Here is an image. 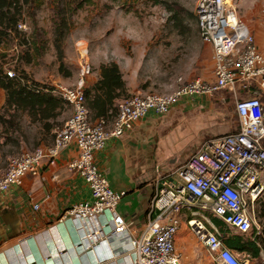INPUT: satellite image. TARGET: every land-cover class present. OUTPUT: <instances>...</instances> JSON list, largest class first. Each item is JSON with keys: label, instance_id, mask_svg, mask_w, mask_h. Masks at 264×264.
Segmentation results:
<instances>
[{"label": "built area", "instance_id": "2783aa9c", "mask_svg": "<svg viewBox=\"0 0 264 264\" xmlns=\"http://www.w3.org/2000/svg\"><path fill=\"white\" fill-rule=\"evenodd\" d=\"M234 3L235 0H198L196 4L199 36L212 49L211 80L179 78L177 88L170 93L124 98L111 122L106 118L93 120L88 109L86 87L92 67L85 59L87 51L81 49L84 63L76 85H60L51 91L67 102L71 116L55 132L52 144L21 152L0 169V196L13 186L21 187L28 174H37L42 164L54 163L75 144L80 155L69 168L88 184L91 200L74 205L63 219L74 222L78 247L84 252L105 249L113 257L129 248L136 253L132 264H183L175 239L181 215L188 213L187 225L213 264H264V252L258 263L251 257L236 256L226 246L222 230L213 220H220L238 234H261L255 208L264 194V55ZM262 26L264 29V20ZM18 28L27 29L23 23ZM7 75L17 77L11 70ZM29 86L36 92L43 90ZM221 91L233 95L237 130L206 139L175 169L163 173L160 167L156 168L150 219L143 232L134 236L125 218L117 212L126 192L113 189L97 166L95 154L103 151L111 138H121L132 130L149 113L165 117L184 100ZM40 208V204L33 205L34 211Z\"/></svg>", "mask_w": 264, "mask_h": 264}, {"label": "rangeland", "instance_id": "374dc122", "mask_svg": "<svg viewBox=\"0 0 264 264\" xmlns=\"http://www.w3.org/2000/svg\"><path fill=\"white\" fill-rule=\"evenodd\" d=\"M20 1L23 4L26 0ZM161 1L163 4L160 5L140 3L123 7L122 3H112L110 0H93L92 5L72 13L75 0H28V4H23L20 19L27 27L21 30L23 35L0 38V67L6 75L10 70L16 76L25 73L31 81L50 87H74L84 63L80 52V46H84L87 51L85 59L92 67L91 76L97 72L100 76L102 65L115 63L123 79L125 77L130 82L138 83L144 94L170 93L177 88L179 78L211 80L212 49L199 36L195 13L198 0ZM263 11L264 0L237 1L238 15L250 27L259 51L264 55ZM61 65L64 66L63 70H60ZM1 95L0 88V103ZM208 99L212 105L206 114L207 124L212 119L221 134L237 130L238 117L233 95L229 91H221ZM70 116L71 109H66L57 122L62 124ZM177 117V132L168 136L169 146L166 140L164 146L166 151L180 153V162H184L204 140L213 137L216 130L208 128L196 116L192 115L191 123L185 121L186 117ZM21 125V138L24 136L27 141L26 145H22L25 149L17 150L9 145L0 150V169L6 166V158L3 157L6 152L14 151L17 154L30 151L37 147V143L50 145L51 137L44 134L39 123L31 124L29 118L22 115ZM2 134L3 128L0 126V136ZM18 136V133L14 134V137ZM151 143L144 152V162L139 170L135 167L131 169V179L154 182L157 174L154 164L159 163L153 158L157 147L156 137ZM170 159L168 157L163 161L162 167L175 166L168 163ZM263 204L264 194L255 208L261 234L257 235L256 231L245 234L253 239L264 233V215L260 216L264 212ZM232 251L239 258L248 255L237 249ZM197 263L213 264L206 255L201 254L197 256Z\"/></svg>", "mask_w": 264, "mask_h": 264}, {"label": "crops", "instance_id": "0c3cea01", "mask_svg": "<svg viewBox=\"0 0 264 264\" xmlns=\"http://www.w3.org/2000/svg\"><path fill=\"white\" fill-rule=\"evenodd\" d=\"M98 79L99 72L90 76L87 79V88L96 84ZM124 80L130 95L144 94L138 83L130 82L125 77ZM1 94L0 109L6 101V93L2 89ZM208 97L212 96L184 100L165 117L149 113L138 121L132 130L121 138H111L106 148L95 154L97 166L113 189L126 192L117 212L125 218L130 233L134 236L143 232L150 219L156 186L155 180L151 183L148 180L131 179V169L135 167L139 170V166L144 162V152L149 144H152L153 137H156L157 141L153 158L155 162L159 161L154 167H160L163 173L183 165L189 159L180 162L181 154L166 151L164 146L165 140L169 146L168 136L177 132L179 115L186 117L185 121L190 123L192 115L196 116L201 123L208 125V128L216 130L213 137L221 135L212 119L209 124L206 122V114L212 105ZM79 155V148L72 144L54 163H44L37 174H28L21 187L13 186L0 196V264H132L135 261L136 253L129 248L113 257H110L105 249L84 252L78 247L79 235L74 222L71 219H63L66 211L74 205L91 200L88 184L78 172L69 168L70 163L78 159ZM168 157L171 158L168 163L175 166L162 167V162ZM36 203L41 205L38 211L33 210ZM101 219L104 220L105 217ZM188 219L187 213L181 215V227L175 239L176 252L181 255L183 264H198L197 256L200 254L206 255L211 261L203 245L190 231ZM213 220L215 222L218 219ZM218 222L219 225L215 223L225 238L229 234H238L220 220ZM252 259L258 261L260 258Z\"/></svg>", "mask_w": 264, "mask_h": 264}, {"label": "trees", "instance_id": "16d2710c", "mask_svg": "<svg viewBox=\"0 0 264 264\" xmlns=\"http://www.w3.org/2000/svg\"><path fill=\"white\" fill-rule=\"evenodd\" d=\"M110 1L112 3H122L123 7L128 4L137 5L140 3H151L153 5L163 4V1L161 0ZM92 3L93 0H75V3H73L75 6L72 9V13L85 6L92 5ZM23 4H28V0L24 1ZM23 4L20 0H0V38L23 35L22 31L18 28L21 23L20 19L23 13ZM58 30L61 29L58 28ZM63 68L64 66L61 65L60 70H63ZM30 83L43 88V90L36 92V90L29 86ZM0 88L6 93V101L0 111V126L3 128V134L0 136L3 139V141H1L0 138V150L3 151V149L9 145H13L17 150L21 148L23 149L24 147H22V145L27 144L25 137L23 136L21 138L22 115L27 116L31 124L39 123L44 134L49 138L51 137V144L55 139V132L65 123L64 121L62 124H59L57 122L58 118L62 116L66 109H70L65 100L51 93L55 87L31 81L25 73L10 78L4 73L2 67H0ZM129 96L123 75L118 65L115 63L102 65L97 83L92 87H86L87 106L93 120L106 118L109 122L113 121L118 111L117 102ZM52 120H54V122H52ZM16 133L19 134L18 137H14V134ZM39 144L40 143H37L36 146L40 147L41 145ZM15 153L16 152L13 151L3 154V157L6 158L5 165L11 157L18 154ZM263 215L264 212L261 213L260 216ZM215 222L219 225L218 220H215ZM225 244L230 249H237L246 252L250 257L259 259L264 250V233L263 236H257L254 239L247 235L229 234L225 238Z\"/></svg>", "mask_w": 264, "mask_h": 264}, {"label": "bare ground", "instance_id": "6f19581e", "mask_svg": "<svg viewBox=\"0 0 264 264\" xmlns=\"http://www.w3.org/2000/svg\"><path fill=\"white\" fill-rule=\"evenodd\" d=\"M237 1H238V0H235V3H236V4H237ZM235 3H234V4H235ZM81 44H82V45H84V43H83V42H82ZM83 49H85V47H84V46H82V50H83Z\"/></svg>", "mask_w": 264, "mask_h": 264}]
</instances>
